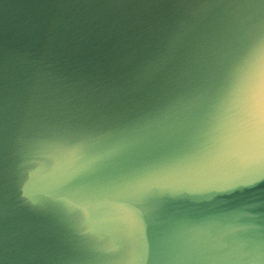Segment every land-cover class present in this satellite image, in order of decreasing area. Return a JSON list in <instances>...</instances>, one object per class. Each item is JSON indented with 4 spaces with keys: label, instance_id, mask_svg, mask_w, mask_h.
Masks as SVG:
<instances>
[{
    "label": "water",
    "instance_id": "1",
    "mask_svg": "<svg viewBox=\"0 0 264 264\" xmlns=\"http://www.w3.org/2000/svg\"><path fill=\"white\" fill-rule=\"evenodd\" d=\"M0 264H264V0H0Z\"/></svg>",
    "mask_w": 264,
    "mask_h": 264
}]
</instances>
